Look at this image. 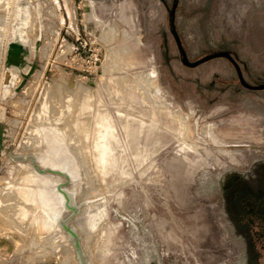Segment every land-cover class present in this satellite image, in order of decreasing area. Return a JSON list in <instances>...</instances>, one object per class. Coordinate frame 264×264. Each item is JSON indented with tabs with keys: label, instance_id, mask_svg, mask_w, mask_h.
I'll return each instance as SVG.
<instances>
[{
	"label": "rangeland",
	"instance_id": "1",
	"mask_svg": "<svg viewBox=\"0 0 264 264\" xmlns=\"http://www.w3.org/2000/svg\"><path fill=\"white\" fill-rule=\"evenodd\" d=\"M0 1V264H79L69 228L86 264H142L143 247L148 264L264 256V90L226 58L184 65L162 0ZM220 1L177 0L188 59L230 50L246 82H264V0L239 14ZM90 93L119 138L103 171L80 156ZM60 143L71 178L28 158Z\"/></svg>",
	"mask_w": 264,
	"mask_h": 264
},
{
	"label": "bare ground",
	"instance_id": "2",
	"mask_svg": "<svg viewBox=\"0 0 264 264\" xmlns=\"http://www.w3.org/2000/svg\"><path fill=\"white\" fill-rule=\"evenodd\" d=\"M1 2V1H0ZM7 4V3H6ZM18 7V6H17ZM86 17V16H85ZM4 22V21H3ZM2 34V33H1ZM148 77H151L152 78V75ZM101 78V76L99 77ZM149 79V78H148ZM147 79V81H148ZM102 80V79H101ZM151 81V80H150ZM149 81V82H150ZM100 83L102 84V82L100 81ZM107 83V82H106ZM100 84V85H101ZM104 84H102L101 86H103ZM146 86V84H145ZM154 87V86H153ZM150 88V87H149ZM154 94H157L159 92V89H155L154 91ZM107 95V94H106ZM108 97V96H107ZM112 97V96H111ZM109 98V97H108ZM113 99V98H112ZM109 100V99H108ZM88 113H87V121L85 122L86 123V126L84 127V135H83V150L85 151V154L84 155H80L83 160V165L84 166H88L90 168H92V165H91V162L94 160L95 162V165L96 167L100 170V171H103L104 169H106L107 167H115L116 166V162H117V159H116V156H115V143H117L119 141V138H118V135L116 134V131H115V123L112 119V117L110 116V113L108 111H103L101 112L100 109H96L94 106H95V103H94V100H93V96L91 95V93L89 94L88 96ZM160 104V103H159ZM177 113V112H176ZM175 114V113H174ZM176 115V114H175ZM178 117V116H177ZM181 118V117H180ZM182 119V118H181ZM93 120V125H91V121ZM180 124L181 125H185V121L184 120H180ZM85 125V124H84ZM124 126V129L126 131V133L128 132L127 131V126L126 125H123ZM186 127V126H185ZM204 129V128H203ZM188 131V130H187ZM210 131V128H209V131ZM185 133V132H184ZM91 137L90 140H92V145H93V158H92V154L90 153L89 149H90V145H89V138ZM65 144V143H64ZM67 144H65L66 146ZM193 145V144H192ZM64 151V146H63V143L61 144H56V149L54 151H51V153L49 152L48 154H45V155H42V156H35L33 154H29L28 155V158L30 159L31 163L32 164H35V159H37L38 161L44 163V164H50V167L52 169H57L60 173L66 175L68 178H71L72 176H69L68 172L71 171V169L69 168V162L64 158H60L58 162L55 161V159L61 155V153ZM78 154V153H77ZM79 155V154H78ZM78 157V156H77ZM92 158V160H91ZM80 159V157H79ZM78 159V160H79ZM80 159V160H81ZM82 163V161H81ZM83 167V166H82ZM81 167V168H82ZM24 168V167H23ZM89 169V168H88ZM30 170V169H29ZM89 171V170H88ZM31 172V171H30ZM84 172V171H83ZM87 172V171H86ZM80 174V173H79ZM33 175H35V177H39V175L36 173ZM87 175V173H86ZM81 176V175H80ZM90 178V177H89ZM93 178V177H91ZM83 179V178H82ZM88 179V178H87ZM85 180V179H84ZM90 180V179H89ZM88 180V181H89ZM94 181V179L92 180ZM41 182H42V185L41 186H44L46 187V183L47 181L46 180H43L41 179ZM84 182V181H83ZM95 182V181H94ZM119 182V181H118ZM88 183V182H87ZM117 183V181H116ZM121 183V182H120ZM80 184H83V183H80ZM92 184V183H91ZM105 184V183H103ZM112 184H115L114 182ZM81 186V185H80ZM82 186H85V184H83ZM92 186V185H91ZM97 187V186H96ZM107 187V185H106ZM85 188V187H84ZM87 188V187H86ZM89 189H91L89 187ZM81 190V188H80ZM83 191V190H82ZM85 193V192H84ZM88 194V193H87ZM86 195V194H85ZM26 197H28V194H25ZM24 197V196H23ZM42 198V197H41ZM21 200V199H20ZM60 200H61V203L64 205V206H71V197L70 195L67 193V194H63V193H60ZM24 204V203H23ZM24 205H27V204H24ZM28 206V205H27ZM25 207V206H24ZM30 207V206H29ZM35 207V206H33ZM32 208V207H31ZM30 209V208H28ZM33 209V208H32ZM31 211V209H30ZM46 215L48 216V219L49 221H54L55 222V226H58L62 223L59 215L57 213H55V211H51V212H46ZM30 214V213H29ZM28 214V215H29ZM31 216V214H30ZM27 219V215H26V218ZM92 219H94V213L92 212V214H88V217H87V222L89 223V225H91V221H93ZM93 224V222H92ZM93 226V225H91ZM58 228H56L57 230ZM69 231L72 235V238H73V245H74V250H75V253L77 255V258H78V261H79V264H86V259H85V254L84 252L82 251V248L80 247L78 241H77V236L76 234L74 233V230L73 228H69ZM96 237V236H95ZM87 240V239H86ZM92 242V241H91ZM90 244V243H89ZM85 246V244H84ZM88 246V245H87ZM92 246V245H91ZM58 252V251H57ZM61 252V251H60ZM63 252V251H62ZM61 252V253H62ZM66 251H64V254H65ZM59 253V252H58ZM56 253V254H58ZM74 253V252H73ZM97 253V252H96ZM60 254V253H59ZM63 254V255H64ZM74 255V254H73ZM58 256H61V255H58ZM66 256V254H65ZM90 256V255H89ZM62 257V256H61ZM64 258V256H63ZM62 258V259H63ZM14 259V257H13ZM96 259V257H95ZM66 260V259H65ZM8 261V260H7ZM12 261V260H11ZM63 261V260H62ZM71 262V261H70ZM16 264V263H15Z\"/></svg>",
	"mask_w": 264,
	"mask_h": 264
},
{
	"label": "flooded vegetation",
	"instance_id": "3",
	"mask_svg": "<svg viewBox=\"0 0 264 264\" xmlns=\"http://www.w3.org/2000/svg\"><path fill=\"white\" fill-rule=\"evenodd\" d=\"M232 1H235V2H238V5L236 6H234L233 7V10H231V12H233L234 11V13L236 12L237 14H239L240 13V11H243V7H244V2H243V0L241 1V0H221L220 2H219V5H218V7L219 8H225V7H227V5H228V7H230L231 8V6H232ZM162 2L165 4V6H166V8H167V10H168V14H169V19H170V13H169V10H171L172 9V7H173V5H175V7H174V26H175V9H176V6H177V0H173L172 1V4H171V7L169 8L168 6H167V4H166V2L164 1V0H162ZM232 9V8H231ZM230 9H228L227 10V13L228 14H230L231 12L229 11ZM232 15V14H231ZM169 30H170V22H169ZM175 30H176V33H177V35H178V38H179V40H180V43H181V46H182V49H183V52L185 53V55H186V51H185V49H184V47H183V44H182V42H181V39H180V36H179V34H178V32H177V29H176V26H175ZM171 32V31H170ZM171 35H172V33H171ZM173 36V35H172ZM174 38V37H173ZM174 40H175V38H174ZM175 43H176V41H175ZM176 46H177V43H176ZM177 49H178V52H179V54H180V60L182 59V57H183V55H182V53H181V51L179 50V48H178V46H177ZM219 51H224V52H227L228 54H229V56L230 57H226V56H218V57H213V58H211V59H209V60H212V59H214V58H226L227 60H229L230 62H231V64L233 65V67H234V69H235V71H236V74H237V77H238V80H239V82H240V84L242 85V86H244V87H246V88H248V89H251V90H264V88H262V89H257V88H254V87H247V86H245L243 83H242V80H243V82H245L246 84H248V85H250V86H257V85H259V84H264V82H257V83H253V84H251V83H248V82H246L245 80H244V78H243V76H242V73H241V70H240V68H239V66H238V62H237V55L235 54V53H233L232 51H230V50H217V51H214V52H210V53H207V54H205V55H203V56H200V57H198V58H196L195 60H189V61H196V60H198V59H200V58H203V57H205V56H207V55H210V54H213V53H216V52H219ZM186 57H187V55H186ZM188 58V57H187ZM229 58H232V60L231 59H229ZM209 60H206V61H204V62H202V63H200V64H198V65H196V66H192L191 68H194V67H197V66H199V65H201V64H203V63H205V62H207V61H209ZM182 62V61H181ZM242 120V118H238V119H235V121H236V125H237V122L238 121H241ZM232 126H233V124H230V127L232 128ZM224 140V139H223ZM224 142H227V140H224ZM242 158L244 159V156H242ZM237 160V159H236ZM208 189H210V188H208ZM263 250H264V248H263ZM142 251H143V253L145 254V256H144V258L142 259V264H148V262L149 261H151V260H153L154 259V257H155V253H154V251L151 249V248H148V247H143L142 248ZM249 264H264V256H263V252H261V253H257L256 254V256H255V259L252 261V262H250Z\"/></svg>",
	"mask_w": 264,
	"mask_h": 264
},
{
	"label": "water",
	"instance_id": "4",
	"mask_svg": "<svg viewBox=\"0 0 264 264\" xmlns=\"http://www.w3.org/2000/svg\"><path fill=\"white\" fill-rule=\"evenodd\" d=\"M174 7L175 5H173L172 9L169 10V13H170V19H169V22H170V31L173 35V37L175 38V41L177 43V46L179 48V50L181 51L183 57L181 59L182 63L188 67H192V66H196L206 60H209L213 57H218V56H226V57H230L229 54L227 52H224V51H219V52H216V53H213V54H210V55H207L203 58H200L196 61H189L188 58L186 57L185 53L183 52V49H182V46H181V43H180V40L178 38V35L176 33V30H175V26H174ZM232 60V58H229ZM242 83L247 86V87H254V88H257V89H262L264 88V84H259L257 86H250L248 84H246L245 82H243L242 80Z\"/></svg>",
	"mask_w": 264,
	"mask_h": 264
},
{
	"label": "crops",
	"instance_id": "5",
	"mask_svg": "<svg viewBox=\"0 0 264 264\" xmlns=\"http://www.w3.org/2000/svg\"><path fill=\"white\" fill-rule=\"evenodd\" d=\"M237 5H238V2H237ZM242 9H243V8H242ZM243 11H244V10H243ZM243 11H242V12H243ZM239 17H240V16H239ZM230 31L233 32L234 30H232V28H231V29L229 30V32H230ZM242 32H243V31H242ZM28 61H30V58H28ZM60 144H61V143H60ZM55 149H56V145H55ZM50 153H51V151H50ZM31 178H33L32 180H33V182L35 183V185H37V183L39 182V180L36 179L37 177H35V175L32 174V175H31ZM34 179H35V180H34ZM35 189H36V190H42V189H45V187H44V186H38V185H37V186L35 187ZM34 194H36V192H35V193H31L30 195H34ZM30 195H28V196L30 197ZM37 195H38L39 197H42L43 194L39 192V193H37ZM47 220L49 221V219H47ZM50 226H51V225H50Z\"/></svg>",
	"mask_w": 264,
	"mask_h": 264
}]
</instances>
